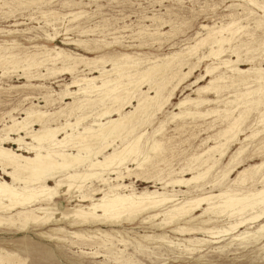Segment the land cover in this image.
I'll list each match as a JSON object with an SVG mask.
<instances>
[{
    "label": "rangeland",
    "instance_id": "obj_1",
    "mask_svg": "<svg viewBox=\"0 0 264 264\" xmlns=\"http://www.w3.org/2000/svg\"><path fill=\"white\" fill-rule=\"evenodd\" d=\"M255 1L259 6H251L244 0H0V57L9 60V63L0 64V136H5V125H10L11 119H21L30 107L47 113L57 112L52 117L60 123L67 118L75 121V115L78 114L66 116L74 106V99H61L60 94L71 87L67 85L75 77L98 76L100 73L93 69L95 66L101 69L103 61H107L104 68L111 70L110 60L124 54L129 55L140 69L170 60L172 64L166 70L169 75L166 83L168 86L164 87L160 96L164 99L170 93V101L154 113L149 124L133 132L144 133L140 142L142 148L150 138L161 143V149L154 152L156 155L148 151L150 162L159 161L155 169L149 167V173L138 178L135 175L127 176L121 182L133 184L137 192L157 190L170 194L190 188L188 194L182 195L189 198L198 194L214 195L221 192L239 195L241 192L255 193L264 184V166L262 169H252L264 162V102L259 107L250 103L242 104L246 98L240 96L247 89L258 87L257 70H264V0ZM231 22H235L233 29L239 33L236 31L233 42L224 45L225 51L221 57L203 58L209 51L207 42L189 53L192 46L206 37L205 27H226ZM60 50L72 54L71 59L63 55L54 56ZM11 53L13 56H10ZM77 55L101 61L85 66L73 59ZM34 59L39 60L40 64L34 65ZM222 60H230L233 65H224ZM181 62L183 67L178 71L177 65ZM73 65L76 66L74 70H64ZM235 65L241 71L252 72L237 74ZM214 67L217 68L206 77V69ZM222 74L226 77L224 80L210 82ZM143 86L144 90L148 88L146 84ZM206 86L210 89L199 91ZM217 86L222 87L219 92L213 88ZM69 89L77 90L76 87ZM262 91L264 100V88ZM203 99L213 102L195 103ZM185 100H191V104L187 102L186 106L176 105ZM136 104L134 100L126 112ZM97 110L93 114L89 113L80 124L90 123ZM213 110L217 112L207 115ZM226 110H233V115L247 111L241 131L235 137L237 139L234 141L233 138V142L230 139L220 149L226 152L225 155H220V151L214 152L218 161L202 179L187 186L164 187L160 178H191L204 172L205 166H211L209 162L203 167L200 164L207 157L204 153L207 149L217 143H225L226 137H218L217 134L227 125ZM185 111L205 114L173 118V115L178 114L181 117ZM61 112L64 115H60ZM33 127L40 128L37 123ZM255 133V137L251 136ZM230 134L232 132L228 136ZM10 136L16 137L12 132ZM26 140L31 141L29 138ZM115 141L104 152L112 151L116 144L117 147L121 146L119 139ZM7 146L17 147L13 144ZM238 152L242 153L238 154L239 157L235 156L234 159L238 158L232 162L231 158ZM128 166L134 168L135 164L130 162ZM189 166L196 169L190 171ZM229 169L230 173L224 176ZM244 170L246 175L243 174L239 181H235ZM196 186H199L198 190ZM58 204L65 207L66 198L60 197ZM202 211H198V214ZM139 215V218H134L135 221H124L114 227L119 233L113 235L114 246L111 249L102 248L93 242L80 244L84 241L70 235H56L64 240L59 243L39 236V232L50 228L39 231L38 227H34L22 232L0 228V248L15 254L12 258H0V264H264V233L234 238L242 232H254L258 222L242 225L235 233L224 232L215 236L198 230L195 234L184 235L170 233V229L158 231L151 228L149 222H141L148 214ZM207 218L205 216L189 223L180 222L179 225L215 227L218 230L228 229L235 221V218L229 219L226 216L215 222L201 223ZM100 228L112 231L111 227ZM162 233H166L167 238L141 237ZM187 238H199L202 241L189 243ZM91 240L99 242L96 237Z\"/></svg>",
    "mask_w": 264,
    "mask_h": 264
},
{
    "label": "bare ground",
    "instance_id": "obj_2",
    "mask_svg": "<svg viewBox=\"0 0 264 264\" xmlns=\"http://www.w3.org/2000/svg\"><path fill=\"white\" fill-rule=\"evenodd\" d=\"M244 1L254 7L259 6L255 0ZM234 25L235 22H231L226 27H205L207 29L206 37L200 39L191 48L189 46V53L198 49L199 45L207 42L209 51L203 55V58L219 57L225 51L224 45L232 41L237 31L233 29L236 26ZM225 34L227 35L225 36ZM51 52H54V50H51ZM55 55H63L66 59H71L72 57V54L65 53L62 50L55 53ZM10 56H13V54L11 53ZM170 58L173 59V57ZM176 58L179 57L177 56ZM181 58L183 57L181 56ZM73 59L77 63H84L85 66L101 61L80 55ZM169 61L162 62V64L153 63L149 67L140 69L129 55L124 54L110 60L111 70L104 68V64L107 61H103L101 69L98 66L93 69L100 73L98 76L75 77L71 84L67 85L71 87L66 88L60 94L61 99L64 97L74 99L72 103L74 106L69 109L66 116L78 114L75 115V121L67 118L63 123H60L52 117L57 112L47 113L36 110L33 107L26 109L23 113L25 116L21 119H11L10 125H5V136H0V228H12L19 232L29 231V229L34 227H38L39 231L50 228L48 231L39 232V236L59 243L64 240L60 236L55 237L56 235H70L84 241L80 242V244L93 242V244L96 243L102 248L111 249L114 246L112 237L119 233L118 230H114V227L121 225L124 221L130 222L134 220V218L140 216L139 214L146 213L148 216L144 217L141 222H149L151 228L158 231L170 229V233L190 235L195 234L198 230H204L206 233L216 236L224 232L235 233L242 225L258 222L259 225L254 232H242L234 238L262 235L264 233V222H262L264 220V184L260 190L252 194H242L241 192L239 195L221 192L214 195L198 194L189 198L182 197V195L188 194L190 188L185 191H173L170 194L157 190L137 192L133 184L121 182L127 176L135 175L138 178L149 173V167L152 166L155 169V165L159 161L150 162L148 151H153L152 153L158 152L161 149V143L150 138L144 142L143 146L146 147L144 149L140 143L144 133L134 134L133 132L149 124L154 113L161 110L168 100L170 101L169 98L172 97L170 93L167 98H160L164 87L168 86L166 83L169 75L166 72L169 70L167 68L171 63ZM6 63H9V60L0 57V64ZM221 63L230 65L233 62L222 60ZM237 63L236 61L235 64ZM33 64H40L39 60L36 61L34 59ZM179 64V66L177 65L178 71H181L183 64L182 62ZM8 66L11 67L10 65ZM75 67V65L67 66L64 70L72 71ZM237 67L235 68L238 71L237 74L252 72L249 70L241 71ZM216 68L206 69V77L209 73L212 74ZM257 71H259L257 76V80H259L258 87L255 89H247L248 86L246 87L247 91L240 95L246 98L244 102H241L242 104L248 105L250 103L259 107L264 102L262 99L264 70L261 68ZM174 77L173 80L175 79ZM203 78L204 76H202ZM225 78L223 74L218 75L210 82H221ZM98 80L100 81L99 84H97ZM144 84L148 86L146 90H144ZM75 87L77 90L71 91L69 89ZM213 88L217 92L222 89L219 86ZM209 89L210 87L206 86L199 91H207ZM152 93H154L153 96H151ZM134 100L137 102L136 106L126 112L127 107ZM236 100L234 101L235 103ZM190 101L185 100L176 105L178 107L186 106L185 103ZM204 102L213 101L203 99L195 103ZM95 110H97L95 118L90 123L81 125L80 123L88 117L89 113ZM233 110L225 111V118L228 121L227 125L217 134L218 137H226L225 143H217L204 152L207 157L202 160L200 166L207 165L208 162L209 164L211 163V166H205L206 170L204 172L198 173L191 178H184L183 176L168 180L160 178L159 181H162L164 187L187 186L191 182L198 181L209 174V170L218 161L214 156V152L220 151L228 141H231L230 139L233 142L234 138L235 141L237 139L235 137L241 131L242 123L245 122L247 110L239 112L238 115H233ZM185 112L181 113V117H178V114L173 115V118H176V116L177 118H182V116L205 114ZM215 112L217 111L213 110L208 112L207 115ZM59 114L64 115L63 112ZM52 122H55V124H52ZM36 123L40 128L36 129L33 127ZM11 132L16 137H11ZM231 132L232 135L228 136ZM131 134L132 136H129ZM256 134L251 136L255 137ZM128 136L130 138L127 139ZM26 138L31 141H27ZM117 139L120 140L121 146L117 147L116 144L112 151L104 152ZM208 139L209 137L206 140ZM6 144H13L17 147H6ZM224 152V150H221L220 155L223 156ZM242 152L236 153L231 158L232 162L236 161L240 155L239 153ZM24 153H28V155ZM237 155L238 157L234 159ZM202 156L204 155L202 154ZM196 159L199 160L200 158ZM130 162L135 164L134 168L128 166ZM262 166H264V162L254 166L252 169L257 170ZM194 169L196 168L191 166L188 168L190 171ZM230 170H227L224 176L230 173ZM245 172L246 170L241 172L235 181H239ZM198 188L199 186H196V190ZM62 196L66 198L67 205L65 207H60L58 204V200ZM73 202H76V204L73 205ZM201 210H203L202 213L198 214V211ZM248 212L251 213L247 214ZM205 216L208 218L202 220L201 223L215 222L219 218L226 216L229 219L235 218V221L233 224L229 223L230 227L228 229L218 230L215 227L197 228L195 226L179 225L180 222L189 223ZM103 226L111 227L112 231L101 229L100 227ZM88 227L96 228L88 230ZM167 236L166 233H162L157 236L142 235L141 237L144 239L161 238L163 240ZM95 237L99 242L91 240V238ZM186 241L192 243L201 242L202 240L199 238H187ZM2 254L3 257H1ZM13 256H15L13 252L0 248V258H12Z\"/></svg>",
    "mask_w": 264,
    "mask_h": 264
}]
</instances>
